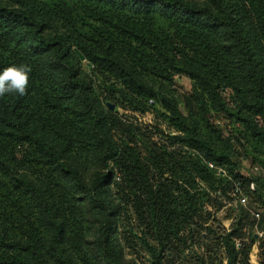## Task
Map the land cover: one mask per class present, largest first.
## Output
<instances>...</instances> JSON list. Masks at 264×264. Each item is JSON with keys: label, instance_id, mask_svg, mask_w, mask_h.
Masks as SVG:
<instances>
[{"label": "trees", "instance_id": "1", "mask_svg": "<svg viewBox=\"0 0 264 264\" xmlns=\"http://www.w3.org/2000/svg\"><path fill=\"white\" fill-rule=\"evenodd\" d=\"M11 64L0 264H264V0H0Z\"/></svg>", "mask_w": 264, "mask_h": 264}, {"label": "rangeland", "instance_id": "2", "mask_svg": "<svg viewBox=\"0 0 264 264\" xmlns=\"http://www.w3.org/2000/svg\"><path fill=\"white\" fill-rule=\"evenodd\" d=\"M175 86L177 87V94L179 96V100H180V102H182L183 96L186 93H188L190 90L191 79L186 75L179 76V77H177V81H176ZM241 162H242V170L245 174H252V175H255L256 177H258L259 179H264V163L263 164L262 163H253V162H251V160H247L244 158H242ZM255 165L260 166L261 170L255 171L254 170ZM247 195H248V203L244 207H247V206L252 207V205L255 204L254 203V200H255L254 195H253V193H249V194L247 193ZM234 203L237 204L238 206H242L238 202H234ZM218 216H219V219L221 220L222 224H224L226 227H230L231 224L233 223L234 219H235V216H233L231 210L228 207H225L222 211H220ZM262 219H263V216H262L261 220ZM262 225H263V222L261 223V225H259L258 229H256L259 236H264V232H263L264 226H262ZM144 258H145L144 259L145 263H143V264H150L149 256L146 255ZM128 259L132 260V257H128Z\"/></svg>", "mask_w": 264, "mask_h": 264}, {"label": "clouds", "instance_id": "3", "mask_svg": "<svg viewBox=\"0 0 264 264\" xmlns=\"http://www.w3.org/2000/svg\"><path fill=\"white\" fill-rule=\"evenodd\" d=\"M31 67L26 64H11L0 70V97L27 94Z\"/></svg>", "mask_w": 264, "mask_h": 264}, {"label": "built area", "instance_id": "4", "mask_svg": "<svg viewBox=\"0 0 264 264\" xmlns=\"http://www.w3.org/2000/svg\"><path fill=\"white\" fill-rule=\"evenodd\" d=\"M209 165L211 167H214V164L213 163H209ZM254 170L255 171H260L261 168L260 166L258 165H255L254 166ZM250 189L251 190H255V183H251L250 185ZM232 196L234 198V202H238L239 204H241L242 206H246L247 203H248V195L247 193L245 192V190L242 188V186L240 184H236L232 190ZM231 205V203L229 204ZM253 215L255 216V218L257 219V221H260L263 214H262V211L261 210H253L252 211ZM258 224L256 225V229H258ZM264 232V230H263ZM263 235V234H262Z\"/></svg>", "mask_w": 264, "mask_h": 264}, {"label": "water", "instance_id": "5", "mask_svg": "<svg viewBox=\"0 0 264 264\" xmlns=\"http://www.w3.org/2000/svg\"><path fill=\"white\" fill-rule=\"evenodd\" d=\"M81 58L84 59V56L81 54ZM112 108H114V105H112Z\"/></svg>", "mask_w": 264, "mask_h": 264}]
</instances>
